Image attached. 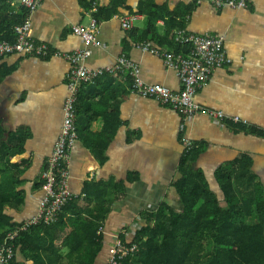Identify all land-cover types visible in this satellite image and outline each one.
Instances as JSON below:
<instances>
[{"label": "crops", "instance_id": "0c3cea01", "mask_svg": "<svg viewBox=\"0 0 264 264\" xmlns=\"http://www.w3.org/2000/svg\"><path fill=\"white\" fill-rule=\"evenodd\" d=\"M247 1L245 8H233L215 7L210 0H42L28 21L34 41L46 45L47 57L0 58V152L1 143L12 140L5 151L12 153L11 159L0 163L9 194L5 222L20 223L38 211L40 173L60 133L68 94L70 64L56 52L83 49L73 26H87L91 17L101 44L91 46L87 67L110 65L125 55L138 65L145 82L174 92L182 84L153 50L175 51L178 28L222 36L230 62L213 69L195 100L203 108L238 115L247 124L228 117L220 124L204 110L186 120L171 106L133 92L126 74L82 83L75 104L77 139L69 154V187L78 200L63 213L67 227L62 234L71 230L72 219L98 218L108 233L130 224L142 211H155L162 201L179 208L174 185L181 177V162L189 157V165L202 172L219 199L223 195L216 170L246 158L264 192V0ZM4 11L9 21L22 11L26 15L19 0H0V30L6 23ZM127 14L136 19L132 28L123 29L117 16ZM149 23L153 29L142 37ZM144 41L149 50L136 47ZM51 234L44 246H49ZM109 248L103 247L98 263L107 262ZM15 254L19 264H33L21 250ZM43 258L51 262L50 254Z\"/></svg>", "mask_w": 264, "mask_h": 264}, {"label": "trees", "instance_id": "16d2710c", "mask_svg": "<svg viewBox=\"0 0 264 264\" xmlns=\"http://www.w3.org/2000/svg\"><path fill=\"white\" fill-rule=\"evenodd\" d=\"M24 16L22 11L18 19L14 16V20L9 21L11 18L4 11L6 23L0 30V40L13 41V28ZM152 29L149 23L142 37L147 38ZM180 49L176 45L175 51ZM11 142L10 139V142L1 143L4 151L0 152V163L11 159L12 153L5 152ZM189 159L187 163L186 159L181 162V177L174 185L179 208L162 201L155 211L140 213L143 223L140 222L135 235L132 238L121 236L126 245L135 242L139 248L135 255L124 260V264H264V192L248 168L250 160L246 158L216 170L215 177L223 195V199H219L202 172L189 165ZM4 168L0 167V173L5 172ZM1 177L0 244L6 234L21 223L5 222L4 205L9 194ZM85 195H89L88 185ZM76 198L63 207L56 222L30 226L14 242L10 264H19L15 256L17 250L27 255L33 264H100L96 259L103 247L108 249L109 240L98 232L102 227L98 218L93 221L72 219L71 230L64 231V235L61 232L67 227L63 213L76 203ZM49 233H52L51 242L47 247L43 242H47ZM59 239L61 245L56 246ZM64 249H67L65 253ZM49 254L51 262H45L43 257L46 259ZM54 255L58 259L51 257Z\"/></svg>", "mask_w": 264, "mask_h": 264}, {"label": "built area", "instance_id": "2783aa9c", "mask_svg": "<svg viewBox=\"0 0 264 264\" xmlns=\"http://www.w3.org/2000/svg\"><path fill=\"white\" fill-rule=\"evenodd\" d=\"M42 0H19L26 9L23 21L13 28L15 39L13 41H0V58L12 54L36 55L47 57L49 51L46 45L36 43L30 30L28 21L31 14ZM215 7L245 8L247 0H210ZM95 6L93 5L92 8ZM119 18L123 29L133 27L136 15H121ZM73 32L83 39L85 47L75 49L71 53L57 51L56 54L63 56L70 64L67 77L68 94L63 104V119L60 133L48 157L45 168L40 173L41 189L43 195L39 201L37 213L29 219L21 222L16 228L9 231L0 244V264H10L14 257V242L26 232L30 226L39 223L50 225L58 220L63 207L73 198L77 197L69 187V154L77 139L75 121L76 101L78 89L82 83H91L96 78L104 75L119 77L126 74L131 79V90L142 97H152L163 104L171 106L180 112L184 119L194 117L200 111L217 123H223L228 117L234 123L247 124L246 119L238 115L227 116L222 110L206 109L195 100L196 90L205 86L213 69L230 62L223 47V37L207 33L189 32L186 28H178L175 31L174 41L181 48L179 51L153 50L161 56L164 64L175 71L182 87L179 91H171L161 84L145 82L139 74L137 64L129 60L125 55L117 58L115 63L98 68L87 67L84 61L91 54V46H99L97 38L98 24L95 18H90L87 26L74 25ZM136 47L149 50V44L139 42ZM182 127V124H181ZM184 142V140H183ZM187 142H185L186 144ZM186 148V146H185ZM186 151V149H185ZM141 217L138 215L130 224L121 225L115 232H105L102 227L98 232L107 236L110 244V255L105 264H124V260L135 255L138 251L137 243L126 245L121 236L135 235L136 229L140 228Z\"/></svg>", "mask_w": 264, "mask_h": 264}, {"label": "rangeland", "instance_id": "374dc122", "mask_svg": "<svg viewBox=\"0 0 264 264\" xmlns=\"http://www.w3.org/2000/svg\"><path fill=\"white\" fill-rule=\"evenodd\" d=\"M110 247V245H108V248Z\"/></svg>", "mask_w": 264, "mask_h": 264}, {"label": "bare ground", "instance_id": "6f19581e", "mask_svg": "<svg viewBox=\"0 0 264 264\" xmlns=\"http://www.w3.org/2000/svg\"><path fill=\"white\" fill-rule=\"evenodd\" d=\"M56 222V221H55Z\"/></svg>", "mask_w": 264, "mask_h": 264}]
</instances>
